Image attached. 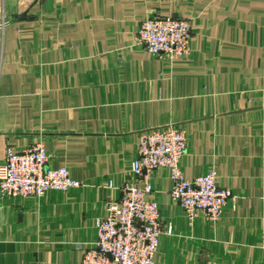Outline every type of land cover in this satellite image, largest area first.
<instances>
[{
	"label": "crops",
	"instance_id": "1",
	"mask_svg": "<svg viewBox=\"0 0 264 264\" xmlns=\"http://www.w3.org/2000/svg\"><path fill=\"white\" fill-rule=\"evenodd\" d=\"M152 17L190 22L187 57L135 44ZM167 125L187 139L183 175L213 170L233 198L190 223L157 170L148 198L171 234L153 264H264V0H0V164L42 141L82 184L0 199V264H80L141 132Z\"/></svg>",
	"mask_w": 264,
	"mask_h": 264
},
{
	"label": "built area",
	"instance_id": "2",
	"mask_svg": "<svg viewBox=\"0 0 264 264\" xmlns=\"http://www.w3.org/2000/svg\"><path fill=\"white\" fill-rule=\"evenodd\" d=\"M191 24L180 17L144 20L134 37L135 44L160 60L176 62L189 54ZM187 149L182 128L167 125L142 131L130 173L119 186L120 197L106 204V214L96 223L95 241L85 249L80 264H153L159 238L170 235L164 227L158 204L148 197L154 192L151 180L157 170L171 180L169 197L191 223L199 215L216 221L231 201L232 193L216 185L213 170L188 179L180 159ZM42 141L15 150L6 147L0 164V199L41 197L48 191L65 193L82 184L65 167L49 164Z\"/></svg>",
	"mask_w": 264,
	"mask_h": 264
},
{
	"label": "water",
	"instance_id": "3",
	"mask_svg": "<svg viewBox=\"0 0 264 264\" xmlns=\"http://www.w3.org/2000/svg\"><path fill=\"white\" fill-rule=\"evenodd\" d=\"M51 5H52V0H45V9H46L47 11H49V10L51 9ZM23 17H24L23 14L17 16V18H19V19H22Z\"/></svg>",
	"mask_w": 264,
	"mask_h": 264
},
{
	"label": "rangeland",
	"instance_id": "4",
	"mask_svg": "<svg viewBox=\"0 0 264 264\" xmlns=\"http://www.w3.org/2000/svg\"><path fill=\"white\" fill-rule=\"evenodd\" d=\"M147 19H148V18H147ZM145 20H146V19H145ZM143 21H144V20H143ZM143 21H142V22H143ZM142 22H141V23H142ZM191 29H192V28H191ZM191 34H192V33H191ZM189 52H190V48H189ZM161 61H163V60H161ZM165 62H167V61H165ZM185 138H186V136H185ZM186 141H187V139H186Z\"/></svg>",
	"mask_w": 264,
	"mask_h": 264
}]
</instances>
